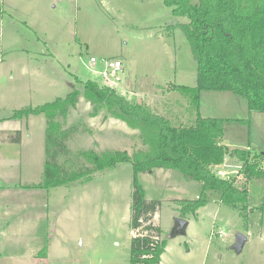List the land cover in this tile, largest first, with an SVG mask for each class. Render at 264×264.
Here are the masks:
<instances>
[{
	"label": "rangeland",
	"instance_id": "obj_1",
	"mask_svg": "<svg viewBox=\"0 0 264 264\" xmlns=\"http://www.w3.org/2000/svg\"><path fill=\"white\" fill-rule=\"evenodd\" d=\"M188 22L164 0H0V185L25 188L11 191L24 196L15 197L0 224L1 255L38 253L47 256L43 264H131L132 164L97 170L87 182L25 187L44 178L47 118L12 116L65 97L77 79L108 82L151 110L162 98L167 105L190 102L175 89L197 85V62L182 27ZM113 59L123 67L117 80H106L105 63ZM190 109L196 114L191 103ZM91 111L81 97L62 120L65 128H81L68 139L72 154L91 148L133 153L143 147L138 130L105 119V111L95 117ZM200 114L226 118L223 142L229 147L264 151V112L251 111L245 97L202 91ZM219 168L236 176L241 161L227 157ZM138 180L146 199L160 202L154 217L166 241L160 264H264V212L250 211L246 222L218 193L202 192L177 170L155 168L139 173ZM247 186L251 206L263 203L264 177L251 178ZM200 195L207 203L183 216L178 201ZM4 199L0 195V204ZM180 218L187 224L177 231ZM240 233L247 240L237 250Z\"/></svg>",
	"mask_w": 264,
	"mask_h": 264
},
{
	"label": "trees",
	"instance_id": "obj_2",
	"mask_svg": "<svg viewBox=\"0 0 264 264\" xmlns=\"http://www.w3.org/2000/svg\"><path fill=\"white\" fill-rule=\"evenodd\" d=\"M175 16H186L182 25L197 62V85L175 87L190 96L196 108L194 118L178 123L140 102H132L108 84L97 80H79L65 97L37 107L16 110L13 118L44 114L47 118L44 179L32 187L50 189L79 180L93 179L97 170L117 168L130 162L132 181L131 264H160L166 249L161 228L155 222L160 202L148 201L138 174L155 168L179 171L187 181H195L205 191L220 195L221 202L237 209L247 222L249 212H264V202L251 206L248 180L264 177V151L231 148L223 142L226 118L200 114L201 92L231 91L245 97L251 111L264 112V0H164ZM81 97L92 105L90 116L105 111V119L114 118L139 131L143 147L127 150L95 148L72 154L68 139L81 131L79 124L65 128L62 120L76 109ZM167 105V104H166ZM165 107L168 108V105ZM165 108V109H167ZM16 141L20 140V136ZM64 158L61 160L60 158ZM227 157H236L241 168L232 180L216 175ZM245 178L244 184L237 182ZM182 215L195 213L207 200L178 201Z\"/></svg>",
	"mask_w": 264,
	"mask_h": 264
},
{
	"label": "crops",
	"instance_id": "obj_3",
	"mask_svg": "<svg viewBox=\"0 0 264 264\" xmlns=\"http://www.w3.org/2000/svg\"><path fill=\"white\" fill-rule=\"evenodd\" d=\"M154 100H150V103L153 104ZM154 105V104H153ZM164 105H166V101L162 98L158 101L157 106L154 105L153 111L159 112L165 116H168L170 119H175L178 123H184L189 121L191 118H194L195 114H193V110L190 109L189 106H184L185 103H177L175 101L174 104L168 105V108L165 109ZM16 130V129H15ZM252 148H254L252 146ZM236 158V157H234ZM45 162V161H44ZM45 169V166H44ZM44 179V178H43ZM40 183V182H39ZM33 185H27L25 187H31ZM4 188L3 185H0V195H4L5 199L3 201L4 205L0 204V224L5 222V217L10 214L9 207L14 204L15 197H20L24 195L13 194V192L19 193L20 190L24 191L23 185H17L16 183L12 185L6 186ZM38 188V187H37ZM42 189V188H40ZM45 189V188H43ZM2 203V202H1ZM11 204V205H10ZM10 224V223H9ZM9 225L4 227V231L8 228ZM2 230L1 233H4ZM28 245V244H27ZM38 253H29V252H21L18 254L7 255V258L0 254V264H43V261L47 260V256ZM10 258V259H8ZM12 260V262L10 261Z\"/></svg>",
	"mask_w": 264,
	"mask_h": 264
},
{
	"label": "built area",
	"instance_id": "obj_4",
	"mask_svg": "<svg viewBox=\"0 0 264 264\" xmlns=\"http://www.w3.org/2000/svg\"><path fill=\"white\" fill-rule=\"evenodd\" d=\"M91 61L96 62L97 60L96 58L92 57ZM122 67H123L122 61L119 59L107 60L105 63V68L103 70V77L106 80H109L111 78H115L117 80L118 73L121 71ZM105 84H108V82H106ZM238 171L235 172V174H237ZM216 175L225 180H232L235 177L234 172L225 171L223 169H220L219 167L216 170Z\"/></svg>",
	"mask_w": 264,
	"mask_h": 264
},
{
	"label": "water",
	"instance_id": "obj_5",
	"mask_svg": "<svg viewBox=\"0 0 264 264\" xmlns=\"http://www.w3.org/2000/svg\"><path fill=\"white\" fill-rule=\"evenodd\" d=\"M140 103H141V101H140ZM186 224H187V221L185 219H183V218L178 219L177 229L176 230L177 231L183 230L185 228ZM246 240H247V238H246L245 235H243L241 233L238 234L237 235V241H236L234 247L237 250H241Z\"/></svg>",
	"mask_w": 264,
	"mask_h": 264
}]
</instances>
